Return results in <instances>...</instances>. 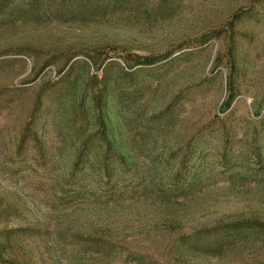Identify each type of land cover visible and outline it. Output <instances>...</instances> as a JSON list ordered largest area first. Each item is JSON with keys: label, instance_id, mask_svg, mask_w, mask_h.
I'll use <instances>...</instances> for the list:
<instances>
[{"label": "rangeland", "instance_id": "rangeland-1", "mask_svg": "<svg viewBox=\"0 0 264 264\" xmlns=\"http://www.w3.org/2000/svg\"><path fill=\"white\" fill-rule=\"evenodd\" d=\"M246 219L264 0H0V264H264Z\"/></svg>", "mask_w": 264, "mask_h": 264}, {"label": "trees", "instance_id": "trees-1", "mask_svg": "<svg viewBox=\"0 0 264 264\" xmlns=\"http://www.w3.org/2000/svg\"><path fill=\"white\" fill-rule=\"evenodd\" d=\"M93 10L94 9L83 12V17H86V15H90V13H93ZM66 11H71V9H68V10L65 9L64 14H66ZM143 61L149 62L151 60L150 58L146 57L143 59ZM256 227H264V223L257 221V220L246 219V220L231 222L225 226H216L213 229L215 233L213 234V237L211 238L214 241V246H215L216 251L219 249L221 245L220 243L225 241L222 239H229L231 237L232 238L234 237V239H242L243 237H246L244 230H248V229L251 230ZM219 230L223 231V234L220 235L218 233ZM222 235H226V236H222Z\"/></svg>", "mask_w": 264, "mask_h": 264}]
</instances>
